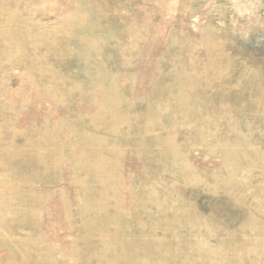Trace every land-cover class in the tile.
<instances>
[{"label":"rangeland","instance_id":"rangeland-1","mask_svg":"<svg viewBox=\"0 0 264 264\" xmlns=\"http://www.w3.org/2000/svg\"><path fill=\"white\" fill-rule=\"evenodd\" d=\"M0 264H264V0H0Z\"/></svg>","mask_w":264,"mask_h":264}]
</instances>
